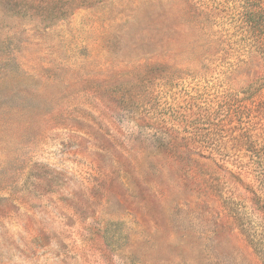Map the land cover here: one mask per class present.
<instances>
[{"label": "rangeland", "instance_id": "obj_1", "mask_svg": "<svg viewBox=\"0 0 264 264\" xmlns=\"http://www.w3.org/2000/svg\"><path fill=\"white\" fill-rule=\"evenodd\" d=\"M243 12L0 0V264H264V36Z\"/></svg>", "mask_w": 264, "mask_h": 264}, {"label": "trees", "instance_id": "obj_2", "mask_svg": "<svg viewBox=\"0 0 264 264\" xmlns=\"http://www.w3.org/2000/svg\"><path fill=\"white\" fill-rule=\"evenodd\" d=\"M242 16L247 32L256 40L264 36V3L259 0H241ZM256 3L259 5L256 6Z\"/></svg>", "mask_w": 264, "mask_h": 264}]
</instances>
